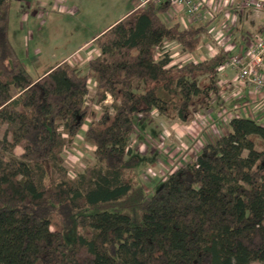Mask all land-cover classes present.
Instances as JSON below:
<instances>
[{
  "label": "trees",
  "instance_id": "16d2710c",
  "mask_svg": "<svg viewBox=\"0 0 264 264\" xmlns=\"http://www.w3.org/2000/svg\"><path fill=\"white\" fill-rule=\"evenodd\" d=\"M10 1L0 0V264H264V124L233 116L152 193L128 145L156 112L185 123L211 105L229 55L174 64L164 50L194 53L209 24H166L167 7L150 5L101 32L85 70L61 61L35 79L8 39ZM87 121L94 164L71 178L62 152Z\"/></svg>",
  "mask_w": 264,
  "mask_h": 264
},
{
  "label": "rangeland",
  "instance_id": "374dc122",
  "mask_svg": "<svg viewBox=\"0 0 264 264\" xmlns=\"http://www.w3.org/2000/svg\"><path fill=\"white\" fill-rule=\"evenodd\" d=\"M33 1L35 4L32 5ZM24 6L25 8L21 9ZM131 9L130 0H32L29 4H24L22 0H11L8 10V39L27 71L35 79L41 75L44 67L54 65L63 59L84 68L86 59L96 54L94 39L130 13ZM214 26L219 30V22ZM205 43L209 54L220 50L213 40H207ZM203 47L200 46L192 54L182 52L176 44H167L164 50L169 53L172 63L184 64L209 58ZM76 53H79L78 61L74 58ZM89 85L90 94H94L92 83ZM111 104L112 99L107 104L103 103L100 107L94 108L93 115L100 116L104 106ZM109 112L113 114L112 110ZM212 114L211 110L207 109L206 116L197 113L191 121L185 122L187 130L183 128V131L178 133L183 140L165 130L166 126L171 127L173 124L170 122L178 125V119L166 118L157 112L153 115L154 124L149 122L139 126L141 131L132 133L128 144L134 156L139 159V170L136 175L138 183L152 193L156 184L160 182L161 185V181L166 179L169 172L184 166L185 164L176 163L181 160L183 163L187 162L189 149L195 151L199 144L202 145L201 135L209 136L215 131ZM158 118L161 120L157 122ZM88 123V121L85 123L83 130ZM156 125L159 126V131ZM83 133L80 131L72 145L62 152L64 166L71 178L94 164L93 148L83 140ZM157 134L160 135V140L157 139ZM164 144L168 145V149L165 148L166 152ZM13 151L15 155L22 152L17 147ZM66 237L71 238V235Z\"/></svg>",
  "mask_w": 264,
  "mask_h": 264
},
{
  "label": "built area",
  "instance_id": "2783aa9c",
  "mask_svg": "<svg viewBox=\"0 0 264 264\" xmlns=\"http://www.w3.org/2000/svg\"><path fill=\"white\" fill-rule=\"evenodd\" d=\"M132 3L131 12L141 11L148 6L167 7L162 14V20L166 24L179 22L181 27L187 28L193 25L210 24L217 16H225L221 20L219 30L216 28L208 29L206 35L202 37V45L205 47L209 56L208 46L205 42L213 40L219 51H224L229 55V59L219 67V71L225 69L235 70L233 82L241 87H247L254 92H264V27L257 35H253L247 48L240 53H233L229 49L232 29L236 23V15L232 9L237 8L240 14L245 16L248 21V14L254 17L264 15V0H130ZM230 11V13H229ZM209 26V25H208ZM201 45V46H202ZM203 47V48H204ZM75 54V59H78ZM111 100L106 96L104 104Z\"/></svg>",
  "mask_w": 264,
  "mask_h": 264
},
{
  "label": "crops",
  "instance_id": "0c3cea01",
  "mask_svg": "<svg viewBox=\"0 0 264 264\" xmlns=\"http://www.w3.org/2000/svg\"><path fill=\"white\" fill-rule=\"evenodd\" d=\"M22 1L24 4H29L30 1H32V0H22ZM33 4H35L34 1L32 2V5ZM44 4H45V2H44ZM23 8H25V6L22 7L21 9H23ZM232 12L236 15V23H235L234 28L232 29V36L230 37L231 43L229 44V49L231 48L233 53H240L242 50H245L247 48L250 38L253 35H257L259 33V31L264 27V15H262V17H254L252 14L251 15L248 14V17H247L248 21L246 22L245 16L240 14V12L238 11L237 8H234V10L232 9ZM229 13H230V11H229ZM222 17L223 16H221V15L217 16L213 20V22L209 24L208 29L216 28L217 26H214V25L218 24V22L220 25V23H221L220 21H221ZM96 55H97V51H96V54L94 56H92L91 58L95 57ZM90 59L87 58L86 63ZM61 61H67V60L63 59ZM61 61H59V62H61ZM67 62L71 63L70 61H67ZM85 65L83 68L84 70H85ZM51 66H53V65H51ZM48 67H50V66L44 67L41 72H43V70H45ZM235 73H236L235 70L228 69V68L218 72L219 92L217 93V95L213 96L212 101H211V105L207 108L208 110H211V114L213 113L211 117L213 120H215L214 121L215 128H213V131L214 130L215 131L211 132L209 134V136H207L206 134L204 136H202L200 134L202 145L199 144L200 146L195 151L193 149L191 150V148L189 149V152H190L189 158H188L189 160L188 161L186 160L187 162L183 163V161L181 160V162H177L176 164H187L189 161L194 159L196 154L199 153V151H200L199 149H201L205 144L213 142L218 137L225 134L227 131L228 121L233 116L247 117V118L254 119V120L264 124V92H254L253 90H250L249 88H247L245 86L241 87V86L236 85L235 82H233V80L235 78L234 77ZM90 82L92 83V86H93V81H90ZM207 109L199 112L198 114L206 116V110ZM154 120L151 121V124L155 123ZM158 120H161V118H158L157 122H158ZM178 122H179L178 125L174 124V122H170L173 124L171 125V127L166 126L165 130L167 132H169L170 135L175 134L176 138L182 139V136L178 133L182 132L183 128H185L187 130V127L184 126V124H185L184 122L182 123L179 120H178ZM151 124H149V125H151ZM86 128H87V126H86ZM158 128H159V126L156 125V129H158ZM85 130L86 129L83 130V128H82L80 131L85 132ZM159 130L160 129H158V131ZM155 131L158 132L157 130H155ZM159 138H160V135L157 134V139L160 140ZM154 141L156 142L157 140H154ZM165 148L168 149V145L164 144V152H166ZM173 152H175V150H173ZM173 152H171V153L174 154ZM192 156H194V157L191 159ZM163 181H161V182H163Z\"/></svg>",
  "mask_w": 264,
  "mask_h": 264
}]
</instances>
